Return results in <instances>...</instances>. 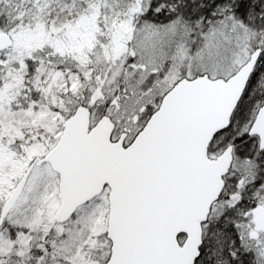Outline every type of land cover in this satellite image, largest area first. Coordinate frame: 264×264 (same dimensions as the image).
Returning a JSON list of instances; mask_svg holds the SVG:
<instances>
[{
    "label": "snow or ice",
    "instance_id": "obj_1",
    "mask_svg": "<svg viewBox=\"0 0 264 264\" xmlns=\"http://www.w3.org/2000/svg\"><path fill=\"white\" fill-rule=\"evenodd\" d=\"M0 264H264V0H0Z\"/></svg>",
    "mask_w": 264,
    "mask_h": 264
}]
</instances>
